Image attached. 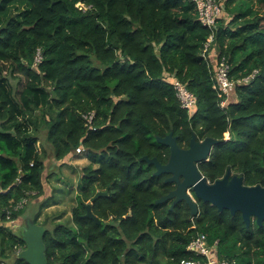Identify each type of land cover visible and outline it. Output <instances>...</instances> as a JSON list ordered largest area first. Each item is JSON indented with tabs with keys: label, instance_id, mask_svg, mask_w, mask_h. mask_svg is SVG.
<instances>
[{
	"label": "trees",
	"instance_id": "1",
	"mask_svg": "<svg viewBox=\"0 0 264 264\" xmlns=\"http://www.w3.org/2000/svg\"><path fill=\"white\" fill-rule=\"evenodd\" d=\"M215 1L222 14L208 27L193 0H0V264H28L25 231L11 225H25L29 200L46 197L54 158L69 167L77 150L89 165L74 181L71 219L38 224L59 205L55 185L33 216L48 264H182L197 258L188 246L200 234L220 261L264 264V225L201 201L197 216L184 202L158 204L175 184L143 160L167 164L170 148L157 139L170 134L183 149L193 135L213 138L220 144L198 166L210 183L231 170L264 187V0ZM222 60L236 82L226 106L215 88ZM176 83L196 98L193 111ZM98 192L107 193L91 205L100 224L86 217Z\"/></svg>",
	"mask_w": 264,
	"mask_h": 264
},
{
	"label": "water",
	"instance_id": "2",
	"mask_svg": "<svg viewBox=\"0 0 264 264\" xmlns=\"http://www.w3.org/2000/svg\"><path fill=\"white\" fill-rule=\"evenodd\" d=\"M158 143L170 148V159L167 164H162L158 158L150 159L145 156L144 161L156 168L155 175H169L166 183L175 184V189L157 201L158 204L173 201L171 210L184 202L191 209V215L199 214L197 201L211 204L220 212L230 211L232 216L241 213L244 223L250 227L253 220L258 226L264 225V187L244 185V179L238 175L232 176L231 170L224 178L210 183L200 172L199 164L207 162L219 140L207 138L198 141L193 135L188 149L180 148L177 138L172 134L165 138H158ZM107 193L98 192L87 205L86 217L101 223L92 212L91 205ZM45 227L29 224L24 233L26 249L19 254V258L28 264H48L46 246L44 243Z\"/></svg>",
	"mask_w": 264,
	"mask_h": 264
},
{
	"label": "rangeland",
	"instance_id": "3",
	"mask_svg": "<svg viewBox=\"0 0 264 264\" xmlns=\"http://www.w3.org/2000/svg\"><path fill=\"white\" fill-rule=\"evenodd\" d=\"M212 41H213V39L211 37L209 40L210 46H212ZM209 44H207L206 46L208 47ZM38 61H40L39 57H38ZM10 81H11V84L13 85V88H15V90L16 89L18 90L20 83L25 82V79H24V77H17V78H11ZM90 119H91V117H90ZM46 136H47V131L45 129L41 128L40 131L38 132V137L40 139L42 147H43V144H45L47 147L49 145V143L47 142ZM226 139H228V136H226ZM46 149H48V148H46ZM51 149L53 150L52 146H51ZM81 152H83V153L74 156L73 160L71 161L72 164L69 166V167H72V165L76 166L77 169H75V172H73V170L70 169L69 167H62L61 163L58 162L55 158L53 160L52 155H51V158L47 157V160L50 159L47 168L50 167V164L53 160L55 170H57L58 174L55 175V182H52L51 181L52 179H50V181H48V178H47V181H46V184H47L46 197L52 196L54 191H53V188L51 185H55L56 191L54 192V194L52 196V200H51V197H50V200L51 201H59V205H57L56 207L49 208V209L45 210L43 213L44 215H42V217L40 216L38 224H44L46 228H52L53 224H54L53 223L54 220H56L58 217H62V219H61L62 222H67L71 219L72 208L76 205V195L75 194L77 193V184L78 183H75V182H78V180L81 177L80 169L82 167L89 165V159H88L87 152L82 151V150H81ZM61 167H62V169H61ZM62 170H63V173L65 175H69L70 179H67L66 181L64 179H61V171ZM51 171H52V168H49L48 173H51ZM45 198L42 199V201H40L38 199H33V198H31L29 200V203H27V206H26V213L23 216V218L25 219V221H24L25 225H24V223L21 225L20 222H18L19 220L16 222H13L11 225L12 228L17 233H20V231L22 229L24 231L27 230L29 224H33L32 223L33 222V216L40 210V207H42V205L46 203V202H44V200H46Z\"/></svg>",
	"mask_w": 264,
	"mask_h": 264
},
{
	"label": "built area",
	"instance_id": "4",
	"mask_svg": "<svg viewBox=\"0 0 264 264\" xmlns=\"http://www.w3.org/2000/svg\"><path fill=\"white\" fill-rule=\"evenodd\" d=\"M193 1L197 5L201 22L208 27H213L222 14V6L217 4L215 0ZM230 70V66L226 63V60H222V62L215 67V88L220 91L219 95H222L225 101L230 98L236 86V83L230 78ZM175 87L178 91L177 94L182 103V107L189 112L193 111L197 103L194 95L180 83H176ZM224 104L225 102H223V105ZM77 153L81 154L83 152L77 150ZM216 246L217 243L210 245L207 237L200 234L188 246V251L197 258L183 261L182 264H229L227 261H220L212 255V251Z\"/></svg>",
	"mask_w": 264,
	"mask_h": 264
},
{
	"label": "clouds",
	"instance_id": "5",
	"mask_svg": "<svg viewBox=\"0 0 264 264\" xmlns=\"http://www.w3.org/2000/svg\"><path fill=\"white\" fill-rule=\"evenodd\" d=\"M249 79H250V78H247V79H244L243 81H245V80H247V81H248ZM231 80H232V79H231ZM232 81H233V80H232ZM247 81H245V82H247ZM234 82H235V81H234ZM240 82H242V81H240ZM240 82H239V83H240ZM235 83H236V82H235ZM235 87H236V86H235ZM234 90H235V89H234ZM233 92H234V91H233ZM233 92H232V93H233ZM231 95H232V94H231ZM231 95H230V96H231ZM227 101H228V100H226V101H225V100H223V101H222V106H226L225 104L227 103ZM223 102H225V104H224V105H223Z\"/></svg>",
	"mask_w": 264,
	"mask_h": 264
},
{
	"label": "flooded vegetation",
	"instance_id": "6",
	"mask_svg": "<svg viewBox=\"0 0 264 264\" xmlns=\"http://www.w3.org/2000/svg\"><path fill=\"white\" fill-rule=\"evenodd\" d=\"M188 149V148H187Z\"/></svg>",
	"mask_w": 264,
	"mask_h": 264
}]
</instances>
